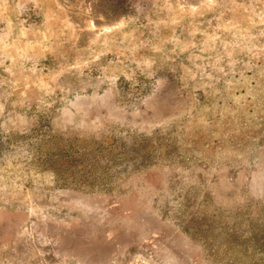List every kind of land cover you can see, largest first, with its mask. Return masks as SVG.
Returning <instances> with one entry per match:
<instances>
[{"label":"rangeland","instance_id":"1","mask_svg":"<svg viewBox=\"0 0 264 264\" xmlns=\"http://www.w3.org/2000/svg\"><path fill=\"white\" fill-rule=\"evenodd\" d=\"M0 264H264V0H0Z\"/></svg>","mask_w":264,"mask_h":264},{"label":"crops","instance_id":"2","mask_svg":"<svg viewBox=\"0 0 264 264\" xmlns=\"http://www.w3.org/2000/svg\"><path fill=\"white\" fill-rule=\"evenodd\" d=\"M60 179H61V181H62V179H63V176H60ZM66 179V178H65ZM67 180V179H66Z\"/></svg>","mask_w":264,"mask_h":264}]
</instances>
